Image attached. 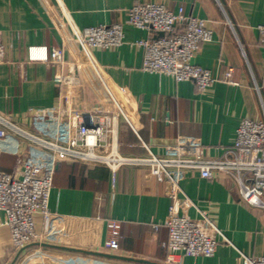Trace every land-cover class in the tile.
Returning <instances> with one entry per match:
<instances>
[{
	"label": "crops",
	"instance_id": "obj_1",
	"mask_svg": "<svg viewBox=\"0 0 264 264\" xmlns=\"http://www.w3.org/2000/svg\"><path fill=\"white\" fill-rule=\"evenodd\" d=\"M203 17L213 29L194 62L222 77L232 69L234 82L217 79L199 90L194 80L142 69L145 48L139 40L151 30L127 23L136 0H0V33L6 57L0 61V110L21 124L30 123V109L57 105L87 114L99 112L126 155L145 156L147 149L164 155L177 144L206 147L208 156L224 154L234 144L243 118L264 119V0H158ZM124 23L125 39L108 49L92 48L91 59L76 40V31L98 24ZM31 45L62 49V60L36 61ZM58 73H73L78 82L61 84ZM133 125L117 115L113 96ZM0 153V169L14 171L22 146L8 139ZM186 197L179 212L200 218L209 214L231 242L221 240L212 256L169 252L165 224L173 199L168 185L145 164L109 166L61 161L49 199L51 216L45 227L36 218L37 238L24 264H244L243 254H264V207L240 195L235 178L216 173L203 177L196 168L181 179ZM122 221L120 247L108 250L107 219ZM157 225V227H156ZM0 264H17L6 214L0 210Z\"/></svg>",
	"mask_w": 264,
	"mask_h": 264
},
{
	"label": "built area",
	"instance_id": "obj_2",
	"mask_svg": "<svg viewBox=\"0 0 264 264\" xmlns=\"http://www.w3.org/2000/svg\"><path fill=\"white\" fill-rule=\"evenodd\" d=\"M127 23L155 34L139 40L145 48L143 70L171 75L177 81L194 80L199 90L206 89L220 78L234 82L232 69L217 77L209 68L194 62L200 46L213 39V29L205 18L187 13L184 6L173 10L158 0H136L129 10ZM258 27L264 41V24ZM75 35L91 59L92 48L108 49L124 42V23L92 25L76 31ZM5 57L6 49L0 33V61ZM28 57L49 62L61 61L63 56L59 47L48 50L46 45H31ZM55 80L68 84L78 82V77L73 73H58ZM112 96L117 115L121 114L133 125L119 99ZM29 113L30 123L21 124L11 114L0 110V153L10 148L8 139L22 143L16 150L18 160L14 171L0 169V210L5 212L6 224L11 229L17 264H24L25 254L37 238L38 215L42 216L47 228L54 174L58 163L65 160L106 165L114 174L123 164H145L157 179L165 181L173 199L165 222L168 238L163 242L169 252V261L177 253L212 256L221 240L231 242L216 220L201 209L199 219L179 212L182 196L193 203L181 186L186 169L196 168L203 177H213L216 173L231 175L246 202L264 207V119L243 118L234 144L228 146L221 156H208L206 147L201 144L173 145L161 155L147 143H144L145 156H130L118 149L115 140H106L107 133L113 132V128L100 120L99 112L95 110L81 114L77 110L51 105L31 108ZM107 227L104 246L108 250H117L122 221L108 218ZM243 257L244 264H264V254H243Z\"/></svg>",
	"mask_w": 264,
	"mask_h": 264
},
{
	"label": "water",
	"instance_id": "obj_3",
	"mask_svg": "<svg viewBox=\"0 0 264 264\" xmlns=\"http://www.w3.org/2000/svg\"><path fill=\"white\" fill-rule=\"evenodd\" d=\"M159 34H160V35H162V34H163V32H159Z\"/></svg>",
	"mask_w": 264,
	"mask_h": 264
},
{
	"label": "rangeland",
	"instance_id": "obj_4",
	"mask_svg": "<svg viewBox=\"0 0 264 264\" xmlns=\"http://www.w3.org/2000/svg\"><path fill=\"white\" fill-rule=\"evenodd\" d=\"M201 218V217H200ZM197 219H199V218H197Z\"/></svg>",
	"mask_w": 264,
	"mask_h": 264
}]
</instances>
